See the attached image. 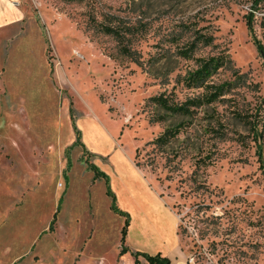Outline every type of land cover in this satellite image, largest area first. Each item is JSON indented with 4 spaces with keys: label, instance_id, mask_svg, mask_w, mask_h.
<instances>
[{
    "label": "rangeland",
    "instance_id": "374dc122",
    "mask_svg": "<svg viewBox=\"0 0 264 264\" xmlns=\"http://www.w3.org/2000/svg\"><path fill=\"white\" fill-rule=\"evenodd\" d=\"M24 5L0 30V264H134L142 233L127 226L120 251L123 216L83 137L131 154L172 213L171 264H264V0ZM196 29L213 43L183 56ZM219 53L230 64L189 87L196 58Z\"/></svg>",
    "mask_w": 264,
    "mask_h": 264
},
{
    "label": "crops",
    "instance_id": "0c3cea01",
    "mask_svg": "<svg viewBox=\"0 0 264 264\" xmlns=\"http://www.w3.org/2000/svg\"><path fill=\"white\" fill-rule=\"evenodd\" d=\"M24 1L0 0V30L29 19V11L24 5ZM83 139L92 152L104 158L100 162V166L93 164L99 166V170L102 169L101 171L108 176V183L117 207L129 215L128 238L134 239L130 231L131 225L138 231L136 235L142 233L137 237L138 243L144 247L148 246L152 253L158 251L169 257L167 252L174 247L175 242L173 233L175 218L162 199L150 188L141 171L133 162L131 154H123L120 151L121 147L119 145L112 146L113 143H111L112 145L104 143V145H100L85 137ZM91 178L95 180L93 174ZM147 222L150 223L149 226H147ZM144 247L139 246L138 251L147 252L148 249Z\"/></svg>",
    "mask_w": 264,
    "mask_h": 264
},
{
    "label": "trees",
    "instance_id": "16d2710c",
    "mask_svg": "<svg viewBox=\"0 0 264 264\" xmlns=\"http://www.w3.org/2000/svg\"><path fill=\"white\" fill-rule=\"evenodd\" d=\"M100 30L108 35L114 37L115 41L119 45V53L124 54L127 57H131L132 53L130 49L123 45L124 43V36L123 34L118 31L117 27L112 26L111 24L102 23L100 26ZM128 32H130L131 28H126ZM203 29H196L194 32L193 39L190 41L189 45L184 49L182 52L183 56H190L199 46H208L213 43V36L209 32L202 31ZM258 49V48H257ZM260 50V47L259 49ZM132 58V57H131ZM197 61V68L194 70L190 76L185 79L186 84L189 87H206L208 85L209 78L212 74H214L217 69L226 67L230 64V59L227 54L219 53L217 55H212L207 58H196ZM154 101L164 108L170 109V104L168 103L167 97L163 95H159L153 98ZM175 111L179 112H187V109L182 106H175L172 108ZM176 130L166 129L160 136L156 138L157 143L164 144L166 141L169 140L174 134ZM78 138V135H76ZM90 170L93 174V178H101L105 184V194L110 198V205L109 209L118 214L119 216H123V223L120 228V251L129 250L127 246H125V235H126V228L129 225V215L126 212L120 210L116 203L115 197L110 189L108 183V176L99 170L97 166L93 163H89L86 167ZM131 255L133 256L134 264H140L139 257H142L144 260L143 264H171L169 257L162 255L160 252H156L153 254L142 252V251H131Z\"/></svg>",
    "mask_w": 264,
    "mask_h": 264
}]
</instances>
